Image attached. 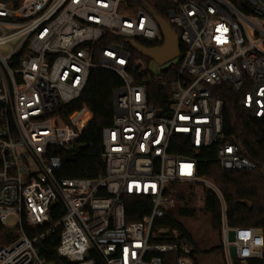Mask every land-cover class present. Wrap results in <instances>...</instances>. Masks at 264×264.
<instances>
[{"label": "built area", "instance_id": "2783aa9c", "mask_svg": "<svg viewBox=\"0 0 264 264\" xmlns=\"http://www.w3.org/2000/svg\"><path fill=\"white\" fill-rule=\"evenodd\" d=\"M139 1L0 0V223L19 230L0 247V264H47L39 244L58 230L57 251L72 264H195L191 240L159 225L179 202L178 185L204 186L218 198L226 264L264 263V230L230 226L221 190L198 174L199 154L214 147L223 169L255 168L239 145L224 142L215 89L229 86L241 106L264 118V0H241L244 9L230 0H168L181 54L169 66L179 67L167 108L150 104L147 88L169 80L128 48L133 40L164 42L151 8ZM93 68L123 82L102 130L105 169L63 178L60 152H78L93 119L87 107H63L82 96ZM81 115L87 118L78 123ZM130 196L148 200L141 221L127 219ZM58 202L64 213L53 221Z\"/></svg>", "mask_w": 264, "mask_h": 264}, {"label": "trees", "instance_id": "16d2710c", "mask_svg": "<svg viewBox=\"0 0 264 264\" xmlns=\"http://www.w3.org/2000/svg\"><path fill=\"white\" fill-rule=\"evenodd\" d=\"M238 8L244 9L241 0H230ZM139 6L145 5L155 10L168 22L167 8L159 4V0H144L138 2ZM173 26V25H172ZM179 33V30L173 26ZM147 47L154 44L141 42ZM134 55L137 53L128 44ZM149 61V59H146ZM179 62V61H178ZM178 65L162 70L160 74L166 76L169 83L162 87L149 84V103L167 108L171 97V82L178 73ZM143 74L139 79L148 78ZM121 78L113 71L101 68H93L90 72L88 82L82 96L74 102L63 107L64 111L73 112L87 107L93 114L92 121L83 131L80 143L81 149L74 153H61L63 155L64 168L60 174L63 178H93L104 172L105 165L102 159V130L112 123L113 92L122 87ZM215 95L221 97L223 106V129L224 142H231L239 145L240 155L252 160L255 168L252 170H225L214 159L215 147L202 150L199 154L198 174L214 182L221 190L227 205V220L230 226L258 227L264 230V118H256L247 109L239 104V94L233 92L229 86H222L215 89ZM86 115L78 116L75 120L79 123ZM174 152L186 154L187 150L182 147H174ZM194 186L189 185L188 190L178 191L176 198L184 205L171 209L166 217L159 222L171 230H177L186 236L194 245L192 257L195 264H199L198 255L200 245L194 242L192 235L183 224V219H191L203 213L210 220L213 229L221 230L220 203L216 195L205 188L204 208L197 210L191 206L195 198ZM177 187V186H176ZM175 187V188H176ZM249 201L252 205L246 204ZM148 200L130 196L127 198L126 215L129 222H138L148 213ZM146 203V204H145ZM51 216L57 221L64 213L61 203H55ZM27 235H34V231L25 225ZM19 237L18 229L6 228L0 223V245H8ZM61 240V230L51 234L39 244L41 254L47 264H72L66 258L59 255L57 248ZM205 243V242H203ZM222 251V244L218 247L206 250L205 253ZM97 264H100L97 262ZM235 264H241L236 261ZM247 264H264L262 261L250 260Z\"/></svg>", "mask_w": 264, "mask_h": 264}, {"label": "rangeland", "instance_id": "374dc122", "mask_svg": "<svg viewBox=\"0 0 264 264\" xmlns=\"http://www.w3.org/2000/svg\"><path fill=\"white\" fill-rule=\"evenodd\" d=\"M168 0H159V4L163 7H167ZM1 34V32H0ZM174 60L167 61L165 63H157L155 60H145L144 65L149 67L151 73L157 75L162 70L167 69ZM189 185H178L176 189L178 191H186L188 190ZM204 186H194L195 198L191 206L195 207L197 210L204 208V205L201 204V198L205 195ZM185 202H178L175 206H182ZM174 208V209H175ZM183 224L186 226L195 243H197L201 250L198 255L199 264H226L225 258L221 251H213L211 253H205L206 250H210L212 248L218 247L222 244V234L221 230L218 231L213 229L210 220L203 213H199L197 217L191 219H183ZM7 224L9 227H15L17 224V218L11 217L8 219ZM205 242V243H203ZM4 246V245H0Z\"/></svg>", "mask_w": 264, "mask_h": 264}, {"label": "water", "instance_id": "95a60500", "mask_svg": "<svg viewBox=\"0 0 264 264\" xmlns=\"http://www.w3.org/2000/svg\"><path fill=\"white\" fill-rule=\"evenodd\" d=\"M150 14L159 26L160 32L164 38L163 45L159 47H147L140 42L133 40L131 42L132 48L140 56L149 60H155L160 64L178 58L181 54L179 34L173 29L170 23L155 10L150 9ZM167 56H169L168 59L163 60ZM244 202L248 205H252L249 201ZM86 257H88V255H86Z\"/></svg>", "mask_w": 264, "mask_h": 264}, {"label": "bare ground", "instance_id": "6f19581e", "mask_svg": "<svg viewBox=\"0 0 264 264\" xmlns=\"http://www.w3.org/2000/svg\"><path fill=\"white\" fill-rule=\"evenodd\" d=\"M168 57H169V56L165 57L163 60H166V59H168Z\"/></svg>", "mask_w": 264, "mask_h": 264}]
</instances>
